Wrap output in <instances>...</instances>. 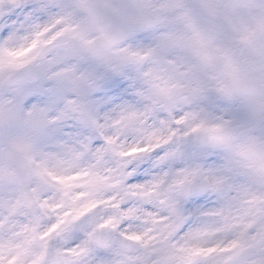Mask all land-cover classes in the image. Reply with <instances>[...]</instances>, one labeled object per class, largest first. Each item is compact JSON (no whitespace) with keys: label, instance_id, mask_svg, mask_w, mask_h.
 I'll return each mask as SVG.
<instances>
[{"label":"snow or ice","instance_id":"snow-or-ice-1","mask_svg":"<svg viewBox=\"0 0 264 264\" xmlns=\"http://www.w3.org/2000/svg\"><path fill=\"white\" fill-rule=\"evenodd\" d=\"M0 264H264V0H0Z\"/></svg>","mask_w":264,"mask_h":264}]
</instances>
